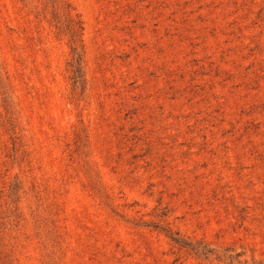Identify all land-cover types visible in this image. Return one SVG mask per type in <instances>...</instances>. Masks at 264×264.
I'll list each match as a JSON object with an SVG mask.
<instances>
[{
    "label": "rangeland",
    "instance_id": "1",
    "mask_svg": "<svg viewBox=\"0 0 264 264\" xmlns=\"http://www.w3.org/2000/svg\"><path fill=\"white\" fill-rule=\"evenodd\" d=\"M48 2L0 0V264H264V0H68L83 94Z\"/></svg>",
    "mask_w": 264,
    "mask_h": 264
},
{
    "label": "trees",
    "instance_id": "2",
    "mask_svg": "<svg viewBox=\"0 0 264 264\" xmlns=\"http://www.w3.org/2000/svg\"><path fill=\"white\" fill-rule=\"evenodd\" d=\"M51 5V6H50ZM51 8L50 23L56 31L58 38H68L71 59L67 64L69 81L72 86V94H83L86 89L85 69H84V47H83V23L80 18L73 14V9L68 0H49L46 3L45 13ZM172 241L179 247L183 248V242L178 233L170 232ZM196 250V255L199 251ZM209 252L205 255L206 260L209 258ZM205 253H203L204 255ZM180 260V258H178Z\"/></svg>",
    "mask_w": 264,
    "mask_h": 264
}]
</instances>
